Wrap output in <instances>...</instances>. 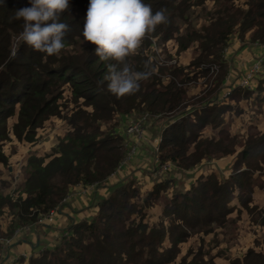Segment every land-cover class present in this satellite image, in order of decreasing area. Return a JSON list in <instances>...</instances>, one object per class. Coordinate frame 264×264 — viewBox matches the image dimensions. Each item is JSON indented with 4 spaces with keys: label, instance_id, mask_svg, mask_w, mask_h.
Listing matches in <instances>:
<instances>
[{
    "label": "trees",
    "instance_id": "1",
    "mask_svg": "<svg viewBox=\"0 0 264 264\" xmlns=\"http://www.w3.org/2000/svg\"><path fill=\"white\" fill-rule=\"evenodd\" d=\"M193 1L144 0V3L151 5L153 13L162 10L168 17V22L159 25L144 40L138 52L128 57V63L135 70L143 71L145 65H148V70L156 69L155 74L142 81L135 94L121 98L108 91V81L104 79L108 75L107 64L110 61H101L95 54L96 46L83 40V25L89 0H69V9L60 15V21L69 26L64 37V48L70 45L72 49L65 53L62 50L58 55L37 52L20 40L15 41L23 30L22 19L13 18L15 11L30 6L29 0H3L0 3V163H7V155L1 149V140L8 138L9 131L18 139L36 142L39 137L37 127L45 119L50 116L63 117L57 100L64 86L71 88L75 97H81L85 106L91 107L83 108L79 103L76 104V108L64 116L65 133L54 137V145L44 154H28L23 161L25 175L16 183L18 193L15 196V191L4 192V187L9 184L7 180L0 179V213L6 211L5 213L14 216L3 236L11 237L17 225L36 222L52 209H57L72 185L107 181L125 156L123 138L114 127L128 113H147L165 118L158 148L159 164H171L172 161L188 167L203 158L228 152V140L232 136L225 132L222 125L224 113L230 109L237 111L239 105L234 107L230 100L215 97L226 74L222 49L235 25H238L240 31L253 28L251 38L258 37L264 41V0H249L246 9L234 8L231 3L223 4L209 15L210 22L200 30L187 28L180 32L174 19L184 18L186 8ZM182 4L187 7H182ZM153 37L161 44L174 37L177 52L185 50L192 41L198 40L199 54L195 61L192 60L187 65L197 66L199 70L196 72L204 78H207L206 73H209V67L216 62L215 59H220V71L204 80L205 95L189 103L187 87L184 86L190 78L187 75V65H166L153 55L155 52L149 54ZM263 80L258 82L256 88H261ZM100 81L103 83L98 84ZM238 84L228 86L230 92L227 97L235 102L241 97L250 96L255 90L246 87L248 85ZM211 85L216 88V92L212 93L211 90L210 96L207 87ZM208 100L210 104L207 103ZM14 114L16 118L8 123V118ZM113 119L114 123L106 129L101 128L103 122ZM208 124L217 128L216 132L220 134L217 139L203 135L202 130ZM253 154L261 155L262 158L264 132H259L250 143H244L239 158L248 159ZM245 174L247 173L242 170L237 177L231 176L234 186L231 184L230 187L221 185L213 172L199 176L196 181L198 185L193 184L178 195L170 196L171 203L162 208V216L171 213L181 222L193 223L190 217H196L197 220L199 218L196 210L216 208L220 195V206L228 213L231 207L226 205V199L236 189L239 194L243 183L250 186L246 194L244 190L247 187L242 190L245 195H240L239 203L248 204L252 199V185L248 182L249 176L243 177ZM124 181L116 182L108 195L98 199V212L95 216L70 224L67 227V238L62 236L64 241L56 249L43 248L32 252L29 264H128L127 258L133 254L132 250H136V255L143 256L144 247L148 248L144 264H166L175 251L176 243L183 240L186 234L176 232L171 240L172 244L159 250V244L165 235L164 225L144 220L146 208L152 203H148V197L157 196L166 183L155 182L145 193V197L141 196L144 197L143 207L137 202L140 192L133 179H128V183ZM189 203H193L192 206ZM2 248L0 241L1 251ZM4 253L5 251L0 252V258ZM5 263L4 261L2 264ZM206 263L212 264L193 257L190 260L182 259L176 264ZM229 264H264V254L249 248L241 259H233Z\"/></svg>",
    "mask_w": 264,
    "mask_h": 264
},
{
    "label": "rangeland",
    "instance_id": "2",
    "mask_svg": "<svg viewBox=\"0 0 264 264\" xmlns=\"http://www.w3.org/2000/svg\"><path fill=\"white\" fill-rule=\"evenodd\" d=\"M248 2L249 0H194L193 2H191V5L188 8H186L184 12V18H175L174 22H176V25L179 26L180 32H184L187 28L188 29L193 28L196 30H200L203 25H206L210 22L209 15H211V13H213L215 9H218L223 4L231 3L234 6V8L246 9L248 7ZM181 6L187 7L185 6V4H182ZM246 33H248L249 36L252 37L253 28L240 31L238 25H235L232 31L229 33L226 43L223 45L222 52L224 53L225 48L227 47L230 41H233L239 38L243 39ZM174 35H176V33H174ZM155 38L156 37H153L152 39V43H151L152 48L150 50L148 49L147 50L149 54H153V52H155V54L153 55L159 57L162 60V62H164L166 65H170L172 63L187 65L191 63L192 60L195 61L196 56L199 54V48H198L199 41L198 40L192 41L185 50L177 52V41L175 40L174 37L168 38L163 44H161L160 41L158 42L157 39ZM19 40H20V35L15 38V41L19 42ZM69 49H72L70 45L66 46L63 49V52L65 53ZM166 55H169V56H166ZM222 57H223V54H222ZM219 60L220 59H215L216 62H213L211 64V66L209 67V73H206L207 78L209 76V79H210V77L214 73L218 72V70L220 71V68L218 67L219 66L218 63L219 64L221 63L219 62ZM224 62H225V59H224ZM201 65L203 64H200V66ZM208 65L206 64V66ZM196 67L197 66L193 64L189 66L187 65V68H186L188 71L187 75H189L188 77L190 78L187 79L188 81L187 83H185L184 86L187 87V91H188L187 95L190 98L189 103L197 101L202 95H205L206 93V90H204V88L206 87V85L204 84L205 83L204 80L207 78L201 77V75H199V72H196L199 70ZM212 83L214 82L212 81ZM207 90L210 92V96L212 93L216 92L215 91L216 88L214 89L213 85L208 86ZM57 101L60 103V109L62 110L63 117L50 116L49 118L45 119L43 123L39 127H37L39 137L37 138V141L35 143L30 142V141L28 142L23 141L22 143L21 141L22 139H18L12 131H9V134L12 133L16 138L11 139L8 136V138L1 140L2 142L1 149L7 155V163L3 164L5 169H6V166L13 164L10 160V156L12 154L19 155L20 149L17 146L18 144L13 141L14 139H16V141L19 140L18 143L20 144H24V143L38 144V145H42L46 147L50 145L52 147L55 143L54 137H58L59 135H63V133H65L66 121L64 120L65 118L64 116H66L67 114H69V112L74 110L77 106L76 104L78 103L83 108L84 107L91 108L90 106H85L82 103L81 97H75L74 93L71 91V88H69L68 86H64V90L59 95ZM207 103L210 104L211 102L208 100ZM231 103L234 105V107L237 106L236 103L234 102H231ZM188 107L189 105H187V108ZM228 112H230V110H227L224 113V115H227ZM262 114L264 115V112H262ZM159 117L160 116H156V115H150V114L148 115L147 113L131 112V113H128L123 120H121L119 123L116 124V126L114 127L115 128L114 130L118 129L119 126H122V122L125 120L126 122L123 124H124L126 131H127V126L129 124H132L133 122L138 121V120L141 121L142 124H144L146 120L148 121L152 119H158V120L162 119V121L165 122V118H161V117L159 118ZM15 118H16V114H14L13 116H10L8 118V123H11L13 119ZM116 118H118V116H116ZM113 121L114 119L110 120V122H103L101 124V128L106 129L109 125L114 123ZM163 125L164 123L162 124V127ZM209 125L210 124L205 126L204 129L208 127ZM222 125L224 127L225 132H228L232 136L231 139L228 140L229 142L228 147L230 148L229 150L232 149V151L228 150L227 153L215 154V156H212V158L218 159L222 156H225L227 154L229 155L232 153L233 155H235V158L233 159L230 165L227 164L224 166L226 167V169H229L228 167H231L230 172L225 174L222 171H217L214 173L216 177L218 178V181L222 183L221 185H225L226 187H230L231 184L234 186L233 182H231V176L237 177L238 172L244 170L245 173L247 174L243 175V177L244 176L246 178H248V176L250 177V180L248 182H250L252 187L253 186L255 187L256 185L259 188L264 190L263 188L264 187V154L262 155V158H261V155L255 156V154H253L248 159L240 160L239 158L240 150H241L240 147H243L244 143L246 144L250 143L252 140L256 138L257 134L259 133L257 128L248 126L247 127L248 136L243 137L241 136L243 135V132L239 131L240 128H238L239 130L237 129L233 130L231 128L230 121L225 123V119H224V122ZM204 129L202 130L203 135H204ZM142 130L144 132V125H143ZM155 130L157 132L158 128H156ZM161 131L159 133L160 134L159 137L154 138V139H152L151 135H147L145 133L146 140L152 139L154 143L153 144L154 154L152 153V157L154 156L155 161L157 162H158V155H159L158 148H159L160 140H161ZM143 132L142 134L138 136H141V135L143 136L144 134ZM207 132H209V130H207ZM231 132H236V133L231 134ZM128 133L129 134L132 133L134 136L136 135L134 134L135 132L130 131ZM209 135L214 136L216 138L220 134H218L217 132L216 134H213L212 132V133H206L204 136H209ZM121 136L123 138V144H124V142H126L125 141L126 136L125 135H121ZM28 144H24V145H28ZM257 150H259V147ZM133 151H134V148L132 147L129 151L125 150V153L132 155ZM212 158H205V159H207L208 161H211ZM200 161L188 167H183L182 165H179L178 163L172 162V161H170L171 164H169L168 162H163V163L157 164L156 166L157 167L156 171L158 170L157 172L161 173V175L163 173L165 174V176L162 175L160 177L163 178L161 181H164L166 183V186L157 196L154 197V195H152L148 197V200H149L148 203L150 202L152 203L146 208V214L144 216V220H146L148 223H153V224L162 223L164 225L165 235L163 236V239L159 244V250L167 248L172 244L171 240L176 235V232L186 234L183 240H180L176 243L175 251L171 253V256L167 260L166 264H176L180 262V260L182 259L190 260L193 257H195V259L200 260L202 262L210 261V263L212 264H229L230 261L233 259H237V258L241 259L249 248H253L254 251H259L264 254V191L262 193L257 194L258 201L254 203L248 202V204H240L239 203L240 195L241 194L245 195L249 191L248 187L250 185H248V183L247 185H245L246 183H243L242 185L243 188L240 187L239 194L231 192L230 197L226 199V205L231 207L232 212L230 211L227 213L220 206L221 195L219 197V202L216 198L217 200L216 208H205L203 210H196V212L199 215V218L197 220L196 217H190V221H193V223L192 222H189V223L181 222V220H178V218H176L175 215L171 213L163 214L162 216V210L160 211L159 214L158 212H156L157 207L164 208L167 205V203L168 204L171 203V201L169 200V198H171L170 197L171 195L172 196L175 194L178 195L180 191L185 190V189H182V184L184 183L183 173L186 170L192 169L196 165L200 164ZM164 164H166L167 166L166 169L163 168ZM117 168L119 169L118 166ZM219 168H222V166H220ZM163 169H164V172H162ZM14 171L17 172V175L20 178H23L25 175V171L23 170V163L18 162L17 166L14 167ZM113 172H111V174ZM128 179H131V178H127L124 182L128 181ZM133 182L137 185V188L139 189V192H140L139 199L137 202L143 205L144 207V202L142 199L145 197L144 195L146 194H142L144 191L138 187L139 185L138 179L133 178ZM197 183L196 184L194 183V185H198ZM192 185L193 184H191L190 187ZM172 187L174 188L172 189ZM246 187L247 189L246 191L244 190V193H245L244 194L242 190ZM12 191H15L14 196L18 193V191L16 190V184L13 186ZM252 192H250L251 197H252ZM141 196H144V197L141 198ZM180 197L179 198L182 199V196ZM237 203H239L240 207L236 208V206L234 205H236ZM5 209L7 210L8 208L5 207ZM97 209L98 207L96 205V210L94 214L89 215L88 218H82V219L80 218L76 221L91 219L98 212ZM221 210H223V212H220ZM5 212L0 213V241L3 244L2 251H5L4 244L8 245L10 243L9 242L10 237H5L3 235L6 233L7 226L10 224L11 219H13L14 217L12 216L11 213H5ZM55 212H56V209H53V211L50 212L49 215H54ZM194 213H195V210H194ZM161 218L163 219L162 221L159 220ZM3 223H6V229L2 228V225H4ZM23 225L25 224H22V225L19 224V226H23ZM19 229L20 227L18 228V225H17V227L15 228V231ZM46 233H47V236H49L50 238H53L54 237L53 235L57 234L58 232L52 228H49ZM67 233L68 231L66 228L62 236L65 235L64 238H67L66 236ZM62 236L61 238L58 239V241L54 243V245L49 246V247L45 246L43 248H48V250L56 249L58 244L60 245L64 241L63 240L64 238H62ZM63 245H66V244L64 243ZM69 249H72V248L70 247ZM146 249L148 248L144 247L143 249L144 252L142 253L143 256L136 255V250L133 249L132 250L134 251L133 254L127 258L128 264H144V258H145V255L147 254ZM2 251L0 249V252ZM12 252L14 253L13 257H15L16 255L15 249H12ZM2 258L3 257L0 258V264H2L5 261V259L4 258L2 259ZM9 264H29V262L27 260L19 261L18 259L17 260L14 259Z\"/></svg>",
    "mask_w": 264,
    "mask_h": 264
},
{
    "label": "crops",
    "instance_id": "3",
    "mask_svg": "<svg viewBox=\"0 0 264 264\" xmlns=\"http://www.w3.org/2000/svg\"><path fill=\"white\" fill-rule=\"evenodd\" d=\"M223 58L225 59L226 64V74L221 83L222 87L216 92L215 97L221 100L223 99L224 101L230 100L239 105L237 111L230 109V112H228L227 115H224L225 123L230 121V126L233 130H239L238 128H240L239 131L243 132V135H241L243 137L248 136V126L256 127L258 132H264V115L262 114V112H264V80L261 83V88H256V86L259 85L258 82L264 79V41H261L258 38H251L249 34L246 33L243 39H235L228 43L223 53ZM256 59H261L260 68L255 72L249 85L246 86L255 90H253L250 96L244 98L241 97L237 102H235L234 99H229L227 97V94L230 92L228 86L237 85L245 75L247 67L249 68L251 62ZM238 85H240V83ZM125 122L126 120L123 121L122 126H119L116 130L120 135L126 136V142L123 144L124 150L129 151L133 147V154H130L128 158L126 157V160L120 164L119 169L117 168L109 175L107 181L99 184H83L79 182L72 185L63 202L56 209L54 215H49L48 212L36 222H30L23 226L18 225V228L20 227V229L14 231V234L10 237V243L8 245L4 244L5 253L3 258H5V264H9L14 259L28 261L32 252L39 251L45 246L49 247L54 245V243L61 238L63 232L70 224L80 218H88L89 215L95 213L98 199L108 194L116 182L126 180L127 178H136L138 179V187L144 191L142 194H145L152 188L155 182L163 179L160 176H165V174L163 173L161 175V173L157 172L158 170L156 171V166L159 163L155 161L154 156L152 157V153L154 154V143L152 139L159 137L164 121H162V119L146 120L145 123L142 124V129L144 125V132L142 130L144 133L143 136H134L132 133L129 134L125 130L123 124ZM156 128H158L157 132L155 130ZM207 130H209V132H207ZM216 131L217 128H213L209 125L204 129V135L212 132L213 134H216ZM145 133L151 135L152 139L146 140ZM232 133L236 132H231V134ZM9 137L11 139L16 138L12 133L9 134ZM13 141L18 144L17 146L20 149L19 155L12 154L10 156V160L13 164L8 165L7 169H5L4 165L0 163V179L7 180L9 184L6 188L4 187V192L6 193L12 192L13 186L21 180L17 175V172L14 171V167L17 166L18 162L23 163L31 152L41 155L51 147L50 145L46 147L38 144L24 143L30 145L28 146L18 143L19 140L16 141V139ZM21 141L23 143V141L26 140ZM234 158L235 155H233V153L229 155L227 154L218 159L212 158L211 161L203 158L200 161V164L183 173L184 183L182 184V189H187L191 184L196 183L199 176L207 175L212 172L215 173L217 171H222L225 174L230 172L231 167L226 169L224 166L227 164L230 165ZM220 166H222V168H219ZM162 172H164V169ZM173 188L174 187H172V189ZM252 191V199L250 202L254 203L258 201L257 194L262 193L264 190L255 185V187H252ZM236 192L237 189L235 190V193ZM234 206H236V208L240 207L239 203ZM161 210V207L156 208L158 214ZM3 224L2 228L6 229V223ZM49 228L58 232L53 235V238L47 236L46 232ZM12 249H15L16 251L15 257H13L14 253L12 252Z\"/></svg>",
    "mask_w": 264,
    "mask_h": 264
},
{
    "label": "clouds",
    "instance_id": "4",
    "mask_svg": "<svg viewBox=\"0 0 264 264\" xmlns=\"http://www.w3.org/2000/svg\"><path fill=\"white\" fill-rule=\"evenodd\" d=\"M29 5L17 9L13 17L23 21L20 41L34 51L58 55L69 28L60 21V15L69 9V0H29ZM167 22L162 10L153 13L144 0H89L83 40L96 46L95 54L101 61H110L104 79L111 94L117 98L133 95L142 81L155 74L156 69L148 70V65L143 71L135 70L128 57L135 55L144 40Z\"/></svg>",
    "mask_w": 264,
    "mask_h": 264
},
{
    "label": "built area",
    "instance_id": "5",
    "mask_svg": "<svg viewBox=\"0 0 264 264\" xmlns=\"http://www.w3.org/2000/svg\"><path fill=\"white\" fill-rule=\"evenodd\" d=\"M260 60L261 59H256L255 61H253V63L250 65V67L247 69V71H246V73H245V75L241 78V80L239 81V83L240 84H242V85H249V83H250V80H252V78H253V76H254V74H255V72L256 71H258L259 70V68H260ZM228 92V91H227ZM142 122L141 121H135V122H133L132 124H129L128 126H127V131L128 132H135L134 134H136V135H140L141 133H142ZM129 155L130 154H127L126 156H124V158L122 159V161L120 162V164L122 163V162H124L125 160H126V157L128 158L129 157ZM120 164L118 165V167H120ZM163 168L164 169H166L167 168V166H166V164H164V166H163ZM53 211V209L51 210V211H49V213L50 212H52Z\"/></svg>",
    "mask_w": 264,
    "mask_h": 264
},
{
    "label": "water",
    "instance_id": "6",
    "mask_svg": "<svg viewBox=\"0 0 264 264\" xmlns=\"http://www.w3.org/2000/svg\"><path fill=\"white\" fill-rule=\"evenodd\" d=\"M5 259V258H4Z\"/></svg>",
    "mask_w": 264,
    "mask_h": 264
}]
</instances>
